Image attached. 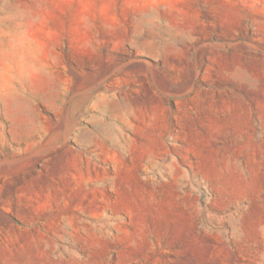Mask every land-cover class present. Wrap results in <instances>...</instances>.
Returning a JSON list of instances; mask_svg holds the SVG:
<instances>
[{
	"label": "rangeland",
	"instance_id": "rangeland-1",
	"mask_svg": "<svg viewBox=\"0 0 264 264\" xmlns=\"http://www.w3.org/2000/svg\"><path fill=\"white\" fill-rule=\"evenodd\" d=\"M0 264H264V0H0Z\"/></svg>",
	"mask_w": 264,
	"mask_h": 264
}]
</instances>
